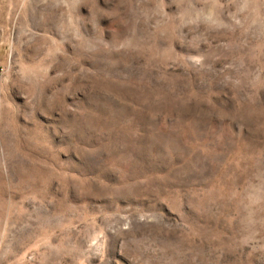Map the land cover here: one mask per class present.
Segmentation results:
<instances>
[{
  "label": "rangeland",
  "instance_id": "1",
  "mask_svg": "<svg viewBox=\"0 0 264 264\" xmlns=\"http://www.w3.org/2000/svg\"><path fill=\"white\" fill-rule=\"evenodd\" d=\"M0 264H264V0H0Z\"/></svg>",
  "mask_w": 264,
  "mask_h": 264
}]
</instances>
